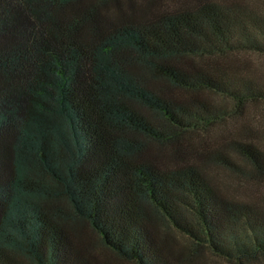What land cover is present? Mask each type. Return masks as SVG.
Listing matches in <instances>:
<instances>
[{"label": "trees", "instance_id": "trees-1", "mask_svg": "<svg viewBox=\"0 0 264 264\" xmlns=\"http://www.w3.org/2000/svg\"><path fill=\"white\" fill-rule=\"evenodd\" d=\"M239 52L264 56V15L238 4L0 0V264L264 261V207L189 160L213 97L264 104ZM205 154L264 176L254 143Z\"/></svg>", "mask_w": 264, "mask_h": 264}, {"label": "rangeland", "instance_id": "rangeland-1", "mask_svg": "<svg viewBox=\"0 0 264 264\" xmlns=\"http://www.w3.org/2000/svg\"><path fill=\"white\" fill-rule=\"evenodd\" d=\"M202 1H213L221 5L238 4L264 15V0ZM184 2L194 3L197 2V0H167V4L169 5H178ZM226 58L237 59L241 63L245 62V67H243L244 69L242 70L244 74L264 84L263 55L239 52L228 54L224 57V59ZM213 99L215 102L229 109L231 108V113L222 122L211 127L207 132L190 135L192 138L190 142L193 143L195 149L197 148L196 152L199 157H197L196 154H192L189 160L196 161L227 196L240 201L255 202L264 207V176L249 177L248 175L234 173L222 167L215 166L208 160L202 158V155H206L205 153L213 151L223 140L230 137L237 138L247 143H254L258 147L264 149V104H246L242 108L235 110L229 101L217 97H213ZM203 141L206 144H201ZM236 160L239 164L242 163L239 159L236 158ZM241 166L244 168L242 164ZM85 238H87V241L89 239V242H95L94 235L88 229H85ZM91 246H93V244H91ZM98 249H96V252L101 255L99 253L101 250ZM202 262L204 264H228L224 261L213 259L210 256L202 259ZM255 264H264V261Z\"/></svg>", "mask_w": 264, "mask_h": 264}]
</instances>
